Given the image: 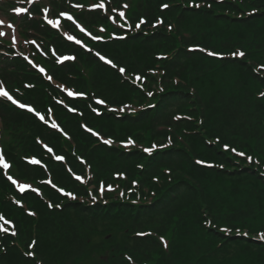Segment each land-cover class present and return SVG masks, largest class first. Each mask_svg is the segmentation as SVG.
I'll use <instances>...</instances> for the list:
<instances>
[{
  "label": "rangeland",
  "instance_id": "374dc122",
  "mask_svg": "<svg viewBox=\"0 0 264 264\" xmlns=\"http://www.w3.org/2000/svg\"><path fill=\"white\" fill-rule=\"evenodd\" d=\"M150 2L157 6L155 7L154 18L159 4L168 5L167 8L160 7V12L157 15H160L161 18H165L169 11H174L178 17H181L183 10L199 8L196 7L199 4L189 2L183 3L179 9L167 1L159 3L160 0H150ZM198 3L207 4L208 1H198ZM212 5L225 10V13L232 17L250 14L246 16L248 19L252 17L251 15H255V17L264 15L261 13L264 11V0L261 2L260 0H213L208 4V8H212ZM78 13L79 11H77ZM219 13L223 14V12ZM71 16L73 17L74 13H71ZM71 20L66 21L70 22ZM189 22L190 26L188 27L178 24V30L181 34L188 32L192 36L188 39H192L189 48L194 50H188L186 55H189L191 64L196 63V67L193 68L195 70H188L189 74H186L188 79L186 76L177 73L162 77L165 81L164 88L180 86L179 90H185L189 93L184 98L185 103L181 104L183 113L180 115V118L188 117L189 124L184 133L175 134V139L173 138V131L167 134L165 138H160L156 140L157 142H152L151 146L145 147L153 148L152 152L143 151V153L151 158L156 153L165 154V151L185 150V145L189 144V150L192 153L189 156V161L193 165H188V167L195 166L207 171L202 170L192 174L185 169L184 174H182V170L176 168L175 163L169 162L166 157L163 159L165 163L162 165H166L164 169H167V174H170L167 175L169 179L188 178L187 180L195 188L197 187L200 193L205 194L200 201V207L197 210L189 211L190 216L199 214L201 222L193 219L191 224L188 220L184 225L185 219H182L179 213L172 212L166 216L162 210L155 211L145 217L139 216L136 220L128 211L126 214L130 219L119 221L113 218L118 217L124 209L128 210L130 207L119 204L113 206V209H119V213H114L112 210L114 216L108 219L89 220L86 226H83L85 221L75 223L73 218L62 215L68 223L76 224L74 227L72 226L73 228L67 227L65 221L60 217L52 218L45 214L47 220H52L48 222V225L53 224L54 221L65 224V229L59 228L54 229V231L51 227L45 229L39 227V239L45 240V246L43 248L41 243L39 252L46 260L50 258L46 253L49 246L59 240L57 235L63 234L69 235V237L76 235L80 241H85L83 247L86 250L80 257L83 260L82 262L79 261L78 264H264V252H260L255 247L248 248L231 241L233 239L246 240L262 246L264 249V240L260 239V234L264 233V96L261 95L264 93V67H262L264 66V25L259 27V20H256V25L247 23L241 26L237 35L238 39L234 40L229 37L231 31L225 20L220 23L223 26L214 29L215 31L207 28L210 26L201 25L203 23L194 24L193 20H189ZM110 25L117 27L120 24L116 20L104 21V24L98 23L94 27L93 34L97 33L101 36L108 34ZM210 25L214 24L211 23ZM161 27L164 28V26ZM122 31L124 36L135 35L133 29L127 31L125 27L122 28ZM176 33L179 35L178 31ZM193 33L196 37L193 36ZM233 44L236 45L231 49ZM94 45L92 42V56L93 52L98 49ZM198 47L203 48L197 49ZM162 51L161 49L158 53L161 54ZM239 51H243L245 56L232 55L233 52ZM207 52L218 55H211ZM116 54V52L113 53L114 56ZM129 57V53L123 54L124 61H129ZM236 60L241 61L240 66L234 63ZM138 64V69L141 68L140 73L146 75L148 72L144 71V63L139 62ZM232 68L238 72H236V76L228 73V70ZM245 69H248L255 78V80L252 78L256 83L257 90L255 93L249 90V84L241 82L242 79L239 74L244 76ZM206 73L211 74L203 78ZM74 74L81 76V72L78 71ZM119 74L121 77H129L127 72L125 74L119 72ZM156 74L161 75L162 72H156ZM65 81L67 84L70 83L69 78ZM78 81L72 86H76ZM210 81L213 84L209 83ZM104 83L113 89L110 82L105 81ZM132 83L137 84L135 81ZM100 84L102 85L103 82ZM217 84L219 85L218 88H216ZM98 85L95 83L91 86L90 95L86 98L89 114L94 118L111 115L117 119L118 114L107 113L101 109L106 103H97L98 99L105 100L103 93L113 103H117V92L113 93L108 88L103 89V92L98 91L96 90ZM148 93H152V95L150 96ZM165 96V90L162 87L151 90L142 88L141 99L143 102L137 108V114L132 117L136 118L147 111L149 104L146 101L148 98L154 99L158 104ZM208 105L211 108H208ZM123 108L125 105H117L114 106L113 111L120 113L118 111ZM156 111L158 109L155 108L154 112ZM65 112L67 113V110ZM169 112L170 109L165 112L161 111L158 122L167 121L164 118L169 117ZM116 129L118 130L116 134L120 135L121 130L119 129L121 128L117 126ZM85 137L84 135L83 138ZM87 137L89 136L87 135ZM114 139L116 143H111L108 147L122 148L127 153L126 155L136 151V143H128V146L124 147L121 143L125 139ZM88 142L85 146L89 144ZM225 144L229 145L227 150L224 148ZM154 145L156 147H153ZM159 145H165V147H159ZM233 148L236 149L235 152L231 150ZM240 152L246 155L240 156L238 154ZM103 154L100 153L99 157L96 156L97 159L93 157L90 159L92 161L90 162L92 164L91 174L89 180L84 182L90 187V192L95 195L104 194L106 199L111 200L115 197L109 193L107 187L112 184L118 188L126 186L132 189L144 186L151 193H155L156 187L151 179L155 176L153 179L161 182L162 180L158 177L160 173L157 170L148 172L158 167L157 163L149 164L148 160L143 159L142 165H137V163L133 172L134 168L130 169L128 164L121 160L116 161L114 157L112 159L115 161H104V158L101 159ZM159 156L161 157V155ZM248 156L252 157L251 161L246 158ZM195 160L203 161L204 164H199ZM146 162L147 164L143 166ZM193 167L192 169L196 170ZM83 169V166L71 165L68 168L69 177ZM244 172L250 175L241 177V173ZM228 174L233 176L228 177ZM254 177L261 180L263 184L257 182ZM51 179L57 186H63L61 178L56 176ZM254 183L259 185L256 186ZM102 185L104 186L103 192L100 191ZM132 197L129 200H132ZM197 203L199 200L195 203L196 207L198 206ZM103 205L106 206V204ZM186 214L189 216L188 213ZM84 218L88 219V217L83 216L82 219ZM200 224L205 228V231L212 233L211 236L201 232ZM224 229L228 231H223ZM16 230L18 232V226ZM126 233L135 240L130 241L126 237ZM137 233H150V235L138 236ZM245 233L247 234L245 235ZM161 237L167 241V247H164ZM11 239H13L11 235L0 238V252L1 246L9 243ZM148 239L157 243L156 250L147 248L150 242H141V240L148 241ZM74 244L78 246L76 242ZM175 251L177 258H173ZM126 257H131V260ZM25 258L29 260L30 264H48L36 254L34 257L25 255ZM18 260L12 259L13 264H21V261ZM3 262L0 260V264Z\"/></svg>",
  "mask_w": 264,
  "mask_h": 264
},
{
  "label": "trees",
  "instance_id": "16d2710c",
  "mask_svg": "<svg viewBox=\"0 0 264 264\" xmlns=\"http://www.w3.org/2000/svg\"><path fill=\"white\" fill-rule=\"evenodd\" d=\"M134 1L136 3L142 4L143 6L144 5L148 6L149 9L150 8L155 9L156 7L153 4H151L152 2H150V0H134ZM163 1H172L173 4L179 9L182 7L183 3H186L189 0H163ZM163 1L160 0L159 3ZM190 1H194V2L208 1V3H211L213 0H190ZM261 1L263 0H260V2ZM152 11L154 12L156 10H152ZM219 12L225 13V10H222L213 5L212 8H208V6L205 5L198 9L187 8L186 10H183L181 17H178L176 12L169 11L166 17L172 19L173 21H176L179 25H183L185 27L190 26L189 20H193L194 24H198L200 22L203 23L201 25H204L205 27L210 26L207 28H211L213 31H215L214 29H218L219 27H222L223 25L220 23H222V21L225 20L228 23L229 30L231 31V33H229V37L234 40L238 39L237 35L238 32L240 31L241 26L246 25L247 23H252L251 25L253 24L256 25L257 23L256 20L260 21L259 27H262L264 25V15L260 17H255V15L254 16L251 15L252 17L248 19L246 17H242L238 19L237 17L220 14ZM261 13L264 14V11H261ZM211 23H213L214 25L211 26L210 25ZM161 35L168 36V38L170 39V43H168L167 40L162 39L163 37ZM189 38H191V36H188L187 38L186 37L183 38L185 39V41L187 40L186 43H188V45L192 43V39L188 40ZM136 39L137 40H135L136 41L135 43L132 42V44L128 46L132 50L131 53L133 54V57H129L130 59L128 63L131 69H138L139 65L137 64V61L144 63L145 65L144 68L152 67L153 62H155V58H153V54H155L161 49L168 50L169 48H171V46L169 45H172L174 43L176 44L177 40H179L177 35L174 36L166 35V33L162 30L158 31L153 35H150L149 38L146 40L141 38H136ZM235 45L236 44H233L230 48L233 49ZM186 53L188 52L185 49H179L177 52H175L176 60L175 59L173 61L167 60L166 64L169 65L168 68L169 75H171L172 73H177L179 75L186 76V78L188 79V76L186 74H189L188 73L189 69H193L196 67V63L191 64L189 55H186ZM234 63L240 66L241 61L236 60ZM98 65L99 66L97 67L96 70L98 73L97 76L98 80L95 81L97 84H99L98 89L101 92H103L102 85L100 83L103 82V78L105 76H108L111 78L110 83L112 84L113 91L120 93L121 95L120 100H124L123 97H126L131 92L130 91L131 89H129L130 86L128 82L125 81L123 83L120 75L115 74L113 76L112 75L113 73L109 69L103 68L100 64ZM245 70L246 72L244 71V76H242L241 73L239 74L242 79L241 82L250 85V82H254L253 80H255V78L249 72L248 69ZM208 74L211 73H206L203 76V78ZM252 78L254 79L252 80ZM209 83H212V81H210ZM78 85L83 89L85 88L82 79L81 81H78ZM179 87L180 86H176V87L170 86L166 88L167 98L165 100V103L159 107L158 111L154 112L153 110H147L141 113L140 115H138L136 118H131V116L129 115H126L122 120L116 119L111 115L103 116L102 118H93V116L89 114L85 102L78 103V105H80L84 109L85 112L84 118L86 117L87 120L90 119L91 121L98 123L106 135H112L116 139L117 138L126 139L128 136H132V135L135 136L132 137L137 142L136 151L128 155H126L127 153L124 152L122 148L107 147L106 145L99 143L98 140H96L95 138H92L90 136L87 137V134H85L80 128V121L82 119L77 115H69L64 110H62V112L58 111V115L60 116L62 123L65 125V127L71 134L72 142L67 141L66 139L62 138L60 135H58L55 132L52 135L50 134L51 137H49L48 133H45L46 137H48V139H50V141L53 143L56 151L64 153L67 156V163L69 164L74 163L77 166H81V164L77 162L76 157L70 155V150L68 146H71L70 145L71 143H76L75 146L76 153L78 155L84 156L89 162H92L90 160L91 157L97 159L100 153H104L103 156L101 157V159L104 158V161L105 160L115 161V159L116 161L121 160L123 163L128 164L130 169L134 168L133 172L135 171V165L137 163H138L137 165H142L143 159L146 161L148 160L149 164L157 163L158 167H155L153 170H150L148 172L150 173L157 170V172L160 173L158 177H160V179L162 180L161 182L156 181L155 179H153L155 176L151 179L153 185L156 187L154 194L151 193L144 186L135 189L127 188L125 186V187H121L123 188V192H124V195L122 196H120V192H114L110 194L113 195L115 198L111 200L109 199L106 200L105 195L103 199L99 198V195H96L98 199L97 201H93L89 198L90 189H88L87 186L81 185L78 182L71 179V177H69V174L65 169V165L63 163H57L53 161V159L49 155L41 152L42 150L40 149L39 145L36 142L30 145V149L27 148L26 146L12 147L10 151H8V154L16 162L15 171L16 173L19 174L21 178L35 182L34 180L36 178H40L42 180L45 177H47L46 173L41 168L29 166L28 164L21 161L22 155H25L27 153L29 154L30 151L36 153L40 151L42 153V156H44L43 159L48 165L52 177L57 176L61 178V180H63L62 185L66 189L74 192L77 197L82 198L83 201H79V198L75 200H71L66 197H62L50 187L49 188L45 187V189L43 190V196L41 198L39 197L37 198L32 193L26 194L24 197H22V199H25L27 201L29 200L35 203L36 212H37L36 216L35 217L28 216L24 212L23 208H18L14 206L11 202H9L6 199L5 193L7 195H12L16 197H18V194L13 191L11 185L8 182H6L5 178L3 177L0 171V188L3 189V191L0 190V210H4L6 213L11 215V217L15 219L17 226L19 228L16 237H14L13 244L10 243V245H8L11 246L10 247L11 249L9 250V253L7 255H3V260L7 261L9 264L11 263L13 264L12 259L16 258L19 259L18 261H21V264H30L29 260L25 258V255L24 256L22 255L21 248H26L27 242L31 239H35L37 240V244L38 242H40L37 245L36 249L38 253L41 254L39 252L40 251L39 247H41V243H42L44 248L45 240L43 238H40L42 241L39 239V227H42L43 229L47 227H51L52 230L54 231V229H59V228L65 229V224L67 227H72V226L74 227L76 225V224L73 225L72 223H68L63 218L62 215L73 218V221L75 223L85 221L83 226H86V223L87 222L89 223V220L108 219L109 217L114 216L112 210H114V213H119L118 208L113 209V206L116 204L130 206L128 210L124 209L123 212L119 214L118 217L113 218V219H118L119 221H124L123 219L126 220L130 219L126 214L128 211L131 212V215L133 216L134 220H136V218L139 216L145 217L155 211L162 210L164 211L166 216H168V214L172 212H176L177 214L179 213V215L182 216V219H185L184 225L188 220H190L189 224H191L193 219H196L199 222H201L200 221L201 216L199 214L197 216L196 215L190 216L191 214H189V211H191L192 209L197 210L200 207V201L205 194L200 193L198 188L197 187L195 188L193 184L187 180L188 178L185 179L183 177H180V178L169 179L168 176L170 174H167L166 171L167 169H164L166 165H162V164L165 163V160L163 159L166 157V159L169 162L175 163L174 166L176 168L182 170V174H184L185 169L192 174L196 173L197 171L198 172L202 171L204 169H199L194 166L196 169L194 170L192 169L193 166H191V168L188 167V165H193V164L189 161V156L191 154L188 153L187 149L165 151L164 152L165 154L156 153L151 158L147 157L143 153L145 147L151 146L152 142L160 138H165L167 136V133H169V131L167 130L163 132H159L156 129V125L159 123L158 120L161 117L159 115L161 111L165 112L168 109H170L169 117H165L164 119H166L167 121H164L163 123H169V125L174 129L173 132L174 139L176 133L185 132L186 126H188L189 124L188 123L189 118L181 119L177 122H174L171 120L170 117L171 114L174 113L175 111L183 110L181 109L182 108L181 104L183 102L185 103L184 98L186 95L189 94L187 92L179 91L178 89ZM218 87L219 85L217 84L216 88ZM256 90L257 89L255 85L253 89L254 92L252 90L250 91L255 93ZM208 108H211V106L208 105ZM25 117L26 116H24L19 112L8 113L7 115V121L9 122L10 120V122H12L13 125L12 135L14 140H16L17 138H19L20 135H23L25 132L30 130V128L27 125H34L33 122H30V120ZM117 126L121 128L119 129L121 130L120 135L116 134V132H118V130L116 129ZM84 135L86 136L85 138H83ZM86 142H88L89 144L85 146ZM40 152L38 154H40ZM159 155H161V157ZM113 157L115 159H112ZM146 164L147 162L144 163L143 166H145ZM139 167L141 168L142 166ZM159 168L161 169L158 170ZM241 175H242L241 177H243V176H248L250 174L244 172L241 173ZM230 176L233 175L228 174V177ZM255 180L263 184L261 180L256 178ZM254 184L256 186L259 185L257 183ZM129 191L131 192L129 193ZM131 197L133 199L129 200V198ZM48 199H50L49 202L52 203L53 205L52 207H49V203L46 202ZM197 200H199V203H197L198 206L196 207L195 203L197 202ZM103 204H106V206H104ZM186 213H188L189 216ZM45 214H47V216H50L52 218L60 217L63 221H65V224L62 222L54 221L53 224L48 225V222L52 220H47ZM83 216L88 217V219L87 218L82 219ZM189 217H191V219H188ZM199 227L201 228V232L203 234L207 233L208 236H211L212 233H210L209 231H205V228L202 226V224H200ZM57 236L59 240H57L54 244H51V246H49V250L46 251L48 256L51 259H53V261L55 262L54 264H67L71 262L73 259L76 260L77 264L79 263V261L82 262L83 258L80 257L83 251L86 250L83 247L85 241H80V238L76 235L75 236L71 235V237H69V235L65 236L63 234H59ZM126 237L130 241L135 240V239H131L127 233H126ZM231 241H235L236 244L244 245L248 248L255 247L260 252H264L263 247L255 243L248 242L246 240L240 241L239 239H233ZM74 242H76L78 246H75ZM141 242L142 243L150 242L147 248L151 250L157 249V243L152 241L151 239H148V241L141 240ZM176 255L177 253L175 251L173 254V258H177Z\"/></svg>",
  "mask_w": 264,
  "mask_h": 264
},
{
  "label": "snow or ice",
  "instance_id": "6c2138e0",
  "mask_svg": "<svg viewBox=\"0 0 264 264\" xmlns=\"http://www.w3.org/2000/svg\"><path fill=\"white\" fill-rule=\"evenodd\" d=\"M99 6H100V7H104L103 4H100ZM76 7H82V5H76ZM123 7H124V8H127L128 5L125 4V5H123ZM162 7L167 8L168 5H162ZM196 7H199V5H196ZM17 11H18V12H19V11H25V9L18 8ZM43 12H44L45 14H47V13L49 12V9H48V8H44V9H43ZM120 15L123 16L124 13L121 12ZM60 16H65V17H67L68 19H72L71 15H70L69 13H67V12H62V13H60ZM45 19H47L48 24H53V23H57V24H58V21H55V20H52V19H48V18H47V15H45ZM143 22H144V21H143V19H142V20L140 21V23H143ZM2 24H4V21H3V20H0V25H2ZM139 26H140V25L137 24V27H139ZM169 27H171V26H169ZM0 35H3V33L0 32ZM13 39H15V37H13ZM69 39H73V37H69ZM96 39L99 40V39H101V37L97 36ZM33 43H34V41H33ZM53 52H54V50H53ZM211 55H218V54H217V53H211ZM232 55H233V56H240V57H243V56H245V53H244L243 51H239V52H233ZM97 56H100V53H97ZM62 59H63V60H68V59H74V57H67V56H65V57H62ZM100 59H101V60H105L107 64H109V65H113V67H116V65L113 64V61H112L111 59H106V58L103 57V56H100ZM262 67H264V66H262ZM40 71L43 72L44 69L41 68ZM117 71L120 72V73H124L126 70H125L124 68L121 67V68H117ZM48 79L51 80L52 77L49 76ZM137 79H141V77L137 76ZM0 85H2V82H0ZM68 94H69V95H77V96H86V95H87V94L84 93V92H79V93H72V92H69ZM148 95L151 96L152 93H148ZM261 95L264 96V93H261ZM0 97H6L8 100H11L12 103L17 104L19 107H21V108H27L29 111L34 112V114H35V115H36L41 121H45V116H44V115H42L39 111H36V109L33 108L32 106H30V105H28V104H25V103H20L19 101L13 99V97H12V96H11L6 90H4V88H3L2 86H0ZM61 103H63V102L61 101ZM97 103H98V104H105L106 101H105L104 99H98V100H97ZM70 111H72V112H76L77 109H76V108H72V109H70ZM48 112H49V114H51V109H49ZM82 127L87 128V125H82ZM51 128H52V129H56V130H58L60 133H62V134L65 135V136L68 135V133L65 132L64 129L61 128V127H60L57 123H55V122H53V123L51 124ZM87 130H88L89 132H92V129H91V128H87ZM97 135H99V133H97ZM105 143H111V141H110V140H105ZM128 143L131 144V143H134V142L131 141V140H129ZM43 147L46 148L47 151H48L49 153H51V152L53 151V149L50 148V147H48V145H43ZM153 147H156V146L154 145ZM159 147H165V145H159ZM224 148H225V150H227V149L229 148V145L225 144V145H224ZM231 150H232L233 152L236 151V149H234V148L231 149ZM144 151L150 153V152L153 151V148H151V147H150V148H145ZM238 154H239L240 156H245V155H246V154L243 153V152H240V153H238ZM246 158H247L249 161L252 160V157H250V156H248V157H246ZM55 159H56V160H61V161H62V160L65 159V157H64V156L57 155V156L55 157ZM0 163L3 164V168H4V169L9 168V164H7V163L4 162V155H3V150H2V149H0ZM31 163H39V161L33 158V159L31 160ZM197 163H203V161H197ZM7 179L10 180L14 185H17V187H18V189H19L20 192H24L26 189H29V188L31 187V186H30L29 184H27V183H19V184H17V181H16L15 179H13L12 176H7ZM76 179H77V180H82L83 178L80 177V176H76ZM46 183H47V184H52L53 181H52L51 179H49L48 181H46ZM53 186H55V185H53ZM108 187L110 188L111 186H108ZM32 190H33L34 192H36V193H39V191H40L38 188H34V189H32ZM103 190H104V186L102 185L100 191L103 192ZM59 191H60V192H64L65 190H64L63 188H60ZM67 195H68L69 197H72L73 199H75V196H74L73 193L69 192V193H67ZM15 203H16L18 206L23 207V204H22L21 201L16 200ZM52 206H53V205H52L51 203H49V207H52ZM28 215L35 216V213L29 211V212H28ZM4 219H5V217L3 216L2 213H0V220H4ZM7 223H12V221H7ZM209 223H210V221H209ZM0 230L5 231V232L9 231L8 229L3 228L2 225H0ZM223 231H228V230H227V229H224ZM11 234H12L13 236H15V235L17 234V233H16V230H15V225H14V224H13V228H12V230H11ZM246 234H247V233H245V235H246ZM137 235H138V236H144V235H150V233H149V234H146V233H137ZM160 239H161V242L163 243L164 247H167V241L165 240V238H164V237H161ZM260 239L264 240V233H261V234H260ZM36 243H37V242H36L35 240H33V241L31 242V244L29 245V249H30V250H29L28 252L25 253L26 256H29V257H34V256H35V253H34L31 249H33V248L36 246ZM126 258L129 259V260H131V257H126Z\"/></svg>",
  "mask_w": 264,
  "mask_h": 264
},
{
  "label": "bare ground",
  "instance_id": "6f19581e",
  "mask_svg": "<svg viewBox=\"0 0 264 264\" xmlns=\"http://www.w3.org/2000/svg\"><path fill=\"white\" fill-rule=\"evenodd\" d=\"M228 73L236 76V70L235 69H229ZM254 87H255V83L250 82L249 89L253 91Z\"/></svg>",
  "mask_w": 264,
  "mask_h": 264
}]
</instances>
